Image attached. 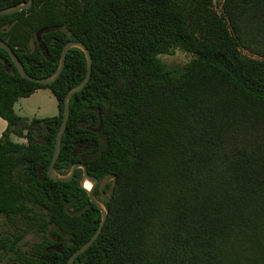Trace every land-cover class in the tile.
<instances>
[{
    "label": "trees",
    "instance_id": "trees-1",
    "mask_svg": "<svg viewBox=\"0 0 264 264\" xmlns=\"http://www.w3.org/2000/svg\"><path fill=\"white\" fill-rule=\"evenodd\" d=\"M26 1L0 0V10ZM0 40L33 78L55 72L68 41L91 56L90 79L69 100L54 168L64 176L81 163L99 181L110 177V197L99 236L72 264H264V0H223L219 14L212 0H33L0 16ZM176 48L193 59L170 71L159 57ZM85 73L74 48L59 77L42 86L21 78L0 49V117L8 124L0 213L32 203L58 229L24 264H66L100 222L79 185L81 169L66 183L47 177L64 97ZM42 88L57 115L16 116L14 103ZM100 123L99 133L87 128ZM17 130L27 131L26 146L9 140ZM29 130L42 133L41 143ZM158 155L172 180L161 176ZM15 172L33 190L21 193ZM65 204L88 208L71 217Z\"/></svg>",
    "mask_w": 264,
    "mask_h": 264
},
{
    "label": "rangeland",
    "instance_id": "rangeland-1",
    "mask_svg": "<svg viewBox=\"0 0 264 264\" xmlns=\"http://www.w3.org/2000/svg\"><path fill=\"white\" fill-rule=\"evenodd\" d=\"M222 2L223 0H212V8L217 14L221 11ZM19 30L21 29L19 28ZM159 59L165 69L171 71L184 68L193 59V56L181 48H176L170 55H161ZM41 105H43L41 102L19 101L15 103L14 112L19 117L24 118L25 111L35 113L37 106ZM36 116L48 117L50 114H40ZM26 134L27 131L25 130H17V135H10L9 140L13 143L26 146L28 142L20 137H24ZM41 134L35 135L29 130V135L32 139L35 140L38 138V141H40L39 143H41L43 138ZM160 144L156 145L160 146ZM163 154L162 152L160 156ZM157 160L160 167L159 170H161V176L163 175L167 180H172L174 178L172 174L173 170L168 161L165 158L159 157V155ZM13 181L16 188H18L21 193L24 194L29 191L30 187L20 182L19 173L15 172ZM104 182H106L107 185L111 184V178H106ZM27 200L31 202L29 199ZM33 206L34 205L30 203L28 204V209L18 211L11 216L0 213V239H2L5 244V249L0 250V264H24L29 257L32 258L37 254L39 247H41L42 242L47 236L53 231H58L56 226L48 222L46 212L41 208L34 209ZM55 245H60V242L57 240ZM235 259L236 258L230 261L231 264H244L242 262L234 263Z\"/></svg>",
    "mask_w": 264,
    "mask_h": 264
},
{
    "label": "water",
    "instance_id": "water-1",
    "mask_svg": "<svg viewBox=\"0 0 264 264\" xmlns=\"http://www.w3.org/2000/svg\"><path fill=\"white\" fill-rule=\"evenodd\" d=\"M33 3V0H27L26 2L23 3H19L17 5L5 8L0 10V16H4V15H10L13 13H18L24 10H28L31 8ZM79 49L84 57H85V62H86V73H85V77L84 79L75 87L71 88L68 90V92L66 93L64 100H63V115H62V119H61V124L59 126L58 132L56 134V138H55V144H54V151H53V155L51 158V161L48 165L47 168V177L50 180L56 181V182H69L72 177L73 174L75 172V170L77 169H81L82 170V176L79 180V185L86 191L89 202L91 204H93L100 212V222L99 225L97 227V229L95 230L94 234L91 236V238L85 243L83 244L78 250H76L75 252H73L69 258L67 259L66 264H72L73 261L81 254H83L92 244L93 242L96 240V238L99 236L101 229L104 225V223L106 222L107 219V210L105 208V206L98 201L97 199L94 198L93 196V190L94 187L97 183L96 178L89 176L85 166L81 163H75L71 166L70 170L68 171V173L64 176H60L56 173L54 165L57 161V158L60 154V147H61V139L62 136L64 134V131L66 129L67 126V121H68V117H69V100L70 98L78 93L79 91H81L85 85L87 84V82L90 79L91 76V65H92V60H91V56L89 54V51L87 50V48L81 43V42H76V41H68L67 43L64 44V46L61 49L60 52V57H59V63L57 66V69L55 70V72L53 74H51L48 77L45 78H33L31 76H29L23 69L22 64L20 63V61L17 59V57L15 56V54L12 52V50L8 47V45L6 43H4L3 41L0 40V49L4 50L7 55L9 56L13 66L15 67V69L17 70L18 74L21 76V78L42 85V86H46L49 85L51 83H53L60 75V73L62 72L63 68H64V63H65V57L66 54L68 53L69 50L71 49ZM101 129V124L99 126V128L97 130H95V132H99ZM90 130V129H89ZM41 172V169L38 170V174ZM42 180V179H40ZM85 182H89L91 187L89 190H86L84 188V183ZM101 200H103L101 198ZM88 208L87 206H84L82 209L78 210V211H71L68 208V205L65 204L64 205V212L68 215V216H77V215H81L83 214ZM56 252H60V247H56Z\"/></svg>",
    "mask_w": 264,
    "mask_h": 264
},
{
    "label": "crops",
    "instance_id": "crops-1",
    "mask_svg": "<svg viewBox=\"0 0 264 264\" xmlns=\"http://www.w3.org/2000/svg\"><path fill=\"white\" fill-rule=\"evenodd\" d=\"M19 101H22V102L23 101H34L35 103L41 102L43 104L41 106H37L35 113L31 111H28V112L25 111L24 119H28V120L48 119V118L55 117L58 113L57 101L49 89H44V88L37 89L28 97L19 98L16 102H19ZM15 103L13 105V111H14ZM40 114H50V116L48 117L36 116ZM15 115L18 116L17 114ZM7 126H8L7 122L0 117V138L2 137L3 133L6 131Z\"/></svg>",
    "mask_w": 264,
    "mask_h": 264
},
{
    "label": "flooded vegetation",
    "instance_id": "flooded-vegetation-1",
    "mask_svg": "<svg viewBox=\"0 0 264 264\" xmlns=\"http://www.w3.org/2000/svg\"><path fill=\"white\" fill-rule=\"evenodd\" d=\"M101 124V123H100ZM100 126V125H99ZM99 126H98V128H99ZM88 129H90V127H87ZM97 128V129H98ZM97 129H90V130H92L93 132H95V130H97ZM101 130V129H100ZM100 132V131H99ZM99 132H95V133H99ZM106 178H108V177H104L102 180H97V183H96V185H95V187H94V190H93V196H94V198L95 199H97L98 201H100L101 203H103V202H105L110 196V190H106L105 189V185H107V183L106 182H104V180L106 179ZM113 185H114V183H113ZM101 198L103 199V200H101Z\"/></svg>",
    "mask_w": 264,
    "mask_h": 264
},
{
    "label": "bare ground",
    "instance_id": "bare-ground-1",
    "mask_svg": "<svg viewBox=\"0 0 264 264\" xmlns=\"http://www.w3.org/2000/svg\"><path fill=\"white\" fill-rule=\"evenodd\" d=\"M85 183H86V185H85ZM85 183H84V188H85L86 190H89L90 187H91L90 183H89V182H85Z\"/></svg>",
    "mask_w": 264,
    "mask_h": 264
}]
</instances>
